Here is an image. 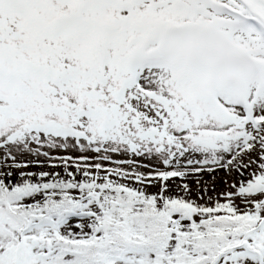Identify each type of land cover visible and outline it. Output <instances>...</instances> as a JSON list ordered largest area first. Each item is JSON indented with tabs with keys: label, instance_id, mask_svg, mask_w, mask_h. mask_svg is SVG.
<instances>
[{
	"label": "snow or ice",
	"instance_id": "1",
	"mask_svg": "<svg viewBox=\"0 0 264 264\" xmlns=\"http://www.w3.org/2000/svg\"><path fill=\"white\" fill-rule=\"evenodd\" d=\"M0 264H264V0H0Z\"/></svg>",
	"mask_w": 264,
	"mask_h": 264
}]
</instances>
